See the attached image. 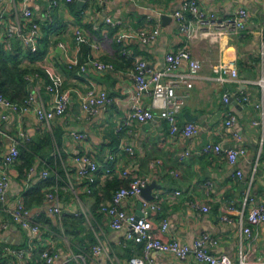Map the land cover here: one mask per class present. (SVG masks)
Instances as JSON below:
<instances>
[{"label": "crops", "instance_id": "obj_1", "mask_svg": "<svg viewBox=\"0 0 264 264\" xmlns=\"http://www.w3.org/2000/svg\"><path fill=\"white\" fill-rule=\"evenodd\" d=\"M52 1H28L34 12L33 19L41 25L36 52L22 37L8 35L10 25L17 22L23 23L25 33L30 30L29 22L25 23L21 15L22 0H2L3 53L17 56L20 65L29 69L26 75L32 76L28 79L29 92L38 91L46 106L52 104V96L46 90L45 66L63 76L65 87L84 91L95 84L105 88L112 101L98 115L88 117L75 95L68 110L50 122L40 120L33 109L18 113L0 105V162L11 147V137H17L20 130L30 136L22 145L19 160L10 168L7 199L0 202V216L8 223V227L0 229V262L9 256L15 264H45L41 251L46 247L56 249L55 264H127L131 256L143 255V243L127 238L130 225L125 223L113 228L109 217L100 211L101 205L111 201L117 188L130 177L139 175L149 181L156 180L159 185L152 190L151 200L159 202L162 210L148 215L150 229L157 237L177 238L192 245L200 236L209 234L216 240L215 244L208 245L210 252L228 254L237 260L243 246L253 260L264 263V225L252 224L247 219L253 205H264L263 130L252 122L259 113L250 105L237 102L244 94L253 99L261 97L260 86L254 81L262 73L264 0H199L218 19L232 16L241 7L248 11L245 29L218 42L203 35L206 29L215 26L210 22L197 26L191 20L198 32L196 37H188L174 19L163 24L161 14L172 17L184 7L186 0H57L50 10L51 16H46ZM108 17L118 20V24L108 23ZM156 25L160 26V34L155 41L144 43L136 35L137 31L150 30ZM78 28L99 45L93 50L88 44H82L80 59L84 60L91 51L99 59L114 63L115 70L91 68L80 73L67 66L65 54H77L75 31ZM121 33L125 35L122 43L117 40ZM180 49L190 50L202 63L193 86L181 89L188 96L178 115L181 128L192 121L198 127L197 134L186 137L181 130L171 133L169 123L160 118L145 122L131 120L120 129L137 100L130 74L133 56L146 59L149 70H159L166 66V55ZM39 52L41 57H36ZM230 61L235 62L240 76L249 82L216 79L214 66ZM179 70H189L187 60L181 61ZM224 91L231 93L232 104L223 102ZM140 101L152 107L151 92L143 91ZM231 113L237 121L229 126L225 121ZM72 132H85L88 138L76 139ZM208 142L220 143L224 148L245 146L247 152L233 164L225 151L203 152L202 147ZM127 145L133 147L132 153L124 148ZM186 149L190 154L181 158ZM84 153L99 164L91 192L87 191V179L77 173L74 161L75 155ZM44 169L49 170L46 178L42 176ZM124 169L130 171L129 177L121 176ZM239 170L242 175L238 174ZM52 190L58 193L60 215L52 212L54 202L46 199V193ZM177 190L181 192L176 193ZM18 196L28 203V218L40 225L38 235L13 220L11 209ZM141 198H127L125 210L141 214ZM204 206L209 210L204 211ZM232 207L243 211L245 226L252 229L250 235L241 233L236 221L238 212H232ZM165 220L166 230L162 226ZM98 243L103 244L104 250L95 254L93 246ZM4 246L25 248L27 255L22 260L6 255ZM150 256L159 264H206L193 257L181 261L170 253L157 251H152Z\"/></svg>", "mask_w": 264, "mask_h": 264}, {"label": "built area", "instance_id": "obj_2", "mask_svg": "<svg viewBox=\"0 0 264 264\" xmlns=\"http://www.w3.org/2000/svg\"><path fill=\"white\" fill-rule=\"evenodd\" d=\"M29 0H22V18L30 24V30L25 33L24 25L21 22L11 24L8 28V35H17L24 39L26 44H30L31 48L36 51V41L39 38L41 32V25L38 21L34 20V12L28 5ZM72 1V0H68ZM2 0H0V3ZM58 3L57 0H53L48 6L46 16H51L50 10ZM248 17V11L244 7L237 9L232 16L218 19L217 15L213 11H209L202 7L199 0H186L182 9L176 10L172 14L174 19L180 28L187 33L188 37H196L198 35L197 30L191 25V20L197 22V26H201L204 22H210L215 25L213 28H208L203 32V35L213 42H218L224 36L233 37L238 35L246 27V20ZM106 21L112 25H117L118 20H114L108 17ZM199 30V29H198ZM160 34V26L156 25L152 29H143L136 32V35L144 43L153 42ZM125 35L123 33L117 36L118 42H124ZM75 43L77 48V54L72 56L65 54V63L71 69L79 67L80 73H86L91 68L99 71H112L116 69V66L112 62H107L99 59L91 51L86 55L84 60H81L78 56L82 48V44H88L91 49H97L99 45L96 42H92L85 35L81 28L75 31ZM61 47L63 43H59ZM3 46L0 44V52H2ZM124 53L130 56L128 51ZM261 76L254 82L260 86L261 97L259 99H253L249 94L240 96L237 100L240 104H248L259 113L258 117H255L252 122L254 125L261 126L263 133L261 137V143L264 141V32L262 33L261 46ZM132 57V56H131ZM182 60H187L189 65L188 71H180L179 65ZM202 68V63L199 59L192 56L191 51L188 49H180L177 52H169L166 55V66L159 70H149L148 63L143 57L133 56V66L130 70V74L134 81L137 100L132 104L131 110L128 112L127 117L119 126L123 129L131 120H137L145 122L154 118H160L166 120L171 129V133L182 131L186 137H191L197 134V125L189 121L183 128L179 125L178 115L182 112L186 102L187 92H182L183 87L191 88L193 86V79L197 77L198 72ZM44 71L47 77L46 90L52 96V104L46 106L44 101L40 98L38 91L33 90L29 92L28 97L24 103L17 104L10 101L2 92H0V105L4 108L11 109L18 113H24L30 109H33L38 118L42 121L50 122L55 116L64 114L70 105L74 96L80 100V106L82 111L88 117L96 116L100 111L111 103L112 98L108 91L103 87H98L95 84H91L86 90L81 91L72 87H65L63 76L55 71L53 68L45 66ZM214 71L217 73L216 79L219 82L226 80L235 83H246L250 80L240 76L237 65L234 61L220 62L214 66ZM27 79H32V76H26ZM143 91H150L152 94V107H146L141 101L140 97ZM223 102L227 105L233 103L231 93L228 91L223 92ZM237 117L235 114H230L226 119V125H233L236 123ZM1 132V131H0ZM72 135L76 139H87L88 134L85 132H72ZM12 144L10 149L4 153L2 161L0 162V202H4L7 199V193L10 186V168L14 166L20 158L21 146L30 140V136L23 130L18 132L17 137H11ZM129 152H133L132 146L124 147ZM215 150L216 152L225 151L227 157L231 163L244 156L247 152L245 146L238 148H224L220 143L208 142L202 147L203 152H210ZM190 154V150L186 149L181 154V158ZM74 161L77 164V173L86 178L87 191H92V185L95 182V172L99 168L98 162H96L87 153L77 154L74 156ZM176 174V173H175ZM239 175H242L241 170L238 171ZM130 171L124 169L121 172L122 177H129ZM44 178L49 176V170L44 169L42 171ZM149 179L144 176L134 175L129 178L128 184L117 188L112 194L111 201L108 204H103L100 207V211L109 217L110 225L113 228H120L125 223L130 225L127 232V238L136 242L143 243L144 254L131 256L127 264H159L153 259L150 254L152 251L160 253H170L177 257L181 261L187 260L189 257H193L199 262L206 264H264L261 261L253 260L250 257L249 252L245 251L243 246H240L238 251V259L234 260L228 254L216 255L209 251L208 245L215 244L216 240L209 234H205L197 238L192 245L181 242L177 238L170 240H163L157 237L150 229V223L148 221V215L151 211L162 210V206L159 202L154 200H147L141 196L142 188L149 183ZM181 191L177 190L176 193ZM57 190H52L46 193V199L54 202L51 208L52 212L56 215L62 213V208L59 205V199L57 196ZM131 196L142 197L141 199V214H135L127 212L124 208V202ZM248 196H246L244 203H246ZM204 211L209 210V207L204 206ZM232 212H238V218L236 221L241 227V233L250 235L252 229L249 226H245L243 211L232 207ZM12 218L16 223H19L22 227L29 229L33 234L38 235L40 233V225L28 218V209L26 207L24 198L18 196L14 206L11 209ZM226 220H232L229 216H224ZM248 221L254 224L264 225V205H253L249 211ZM163 229L166 230L168 226L167 220L163 223ZM8 227V223L0 216V229ZM241 234V235H242ZM6 255H11L19 260L26 257L25 248H15L11 246H4ZM104 250L103 244L98 243L93 246V252L99 254ZM57 251L54 247H46L41 251V258L45 264H55L57 259ZM0 264H15L13 259L9 256H5V259Z\"/></svg>", "mask_w": 264, "mask_h": 264}, {"label": "trees", "instance_id": "obj_3", "mask_svg": "<svg viewBox=\"0 0 264 264\" xmlns=\"http://www.w3.org/2000/svg\"><path fill=\"white\" fill-rule=\"evenodd\" d=\"M36 57H41V53L36 54ZM73 70L79 71V67H75ZM28 72L29 69L20 65L17 56H13L7 52L3 53V50L0 52V92L10 101L22 104L28 97L29 88L28 79L26 78ZM21 148L24 149L22 146ZM127 184L128 182L124 185Z\"/></svg>", "mask_w": 264, "mask_h": 264}, {"label": "water", "instance_id": "obj_4", "mask_svg": "<svg viewBox=\"0 0 264 264\" xmlns=\"http://www.w3.org/2000/svg\"><path fill=\"white\" fill-rule=\"evenodd\" d=\"M161 18L163 20V24L166 25L167 23H170L173 19L168 14H161ZM184 126H182L183 128ZM159 185L156 180L150 181L146 186L142 188L141 196L147 200H151L154 198V195L152 193V190L154 188H158Z\"/></svg>", "mask_w": 264, "mask_h": 264}]
</instances>
